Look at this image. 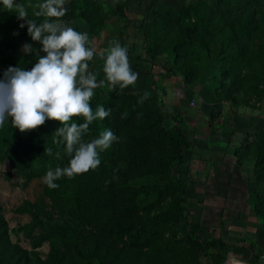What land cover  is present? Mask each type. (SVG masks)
Returning <instances> with one entry per match:
<instances>
[{
  "label": "rangeland",
  "instance_id": "obj_1",
  "mask_svg": "<svg viewBox=\"0 0 264 264\" xmlns=\"http://www.w3.org/2000/svg\"><path fill=\"white\" fill-rule=\"evenodd\" d=\"M82 1L80 15L69 20L71 5ZM44 2L14 0L25 9L26 19L37 24L52 19L87 32L86 46L96 53L87 62L89 71L98 84L104 81L94 89L90 106L93 113L103 106L110 114L94 120L82 140L90 142L106 129L118 140L100 152L96 169L79 174L89 185L85 194L77 195L73 187L53 204L44 194V176L67 167L71 159L66 142L55 133L62 125L47 120L22 133L6 128L9 117L0 127V227L28 253L23 264H36L35 256H68L69 246L92 234L103 242V254L78 264H264V26L254 18L264 0H157L132 21L119 8L122 0H65L67 11L59 18L36 15ZM0 19L13 25L0 30L2 79L10 66L30 70L44 53L25 21ZM142 22L150 31L145 44ZM113 40L128 46L129 62L139 58L145 63L143 69L130 65L139 73L133 85L113 87L105 78L100 54ZM24 44L33 51L26 54ZM247 86L243 100L240 91ZM145 92L150 95L141 103ZM193 97L201 99L195 108L189 105ZM204 107L210 111L197 133L183 119L180 124L170 121L182 111L197 118ZM73 122L85 121L73 117ZM175 129H181L190 147H184ZM196 144H213L219 157H232L231 181L216 172L220 177L214 176L206 188L204 181L189 175L186 155ZM193 189L203 190L202 202L190 200ZM25 201L31 207L19 213ZM199 206L213 210L211 224L199 222L204 213ZM229 211L243 214L238 223L246 224V234L239 230L243 226L229 225ZM195 223L198 233L189 234L188 225ZM187 238H216L222 245L201 249ZM36 239L41 243L34 247ZM238 246L252 248L254 263L236 253Z\"/></svg>",
  "mask_w": 264,
  "mask_h": 264
},
{
  "label": "clouds",
  "instance_id": "obj_2",
  "mask_svg": "<svg viewBox=\"0 0 264 264\" xmlns=\"http://www.w3.org/2000/svg\"><path fill=\"white\" fill-rule=\"evenodd\" d=\"M8 8L19 9L18 18L24 20L31 39L42 47L37 62L30 70L9 67L0 79V127L10 117L11 124L20 132H28L45 124L47 120L58 121L62 126L55 133L66 142V151L71 156L67 167L48 170L44 183L56 189L57 180L96 169L101 160L100 152L107 150L118 138L111 130H104L90 142L82 140L89 125L97 119L103 120L110 114L103 106L95 113L90 106L94 89L103 84L97 82V75L89 71L88 61L94 57L95 49L90 44L87 32H79L61 24L58 20L45 19L37 24L26 19L27 13L14 0H2ZM65 0H45L39 5L37 16L47 18L63 17L67 11ZM21 27H24L22 24ZM22 50L33 51L31 44H24ZM103 73L110 85L124 88L136 83L139 73L134 72L128 59V49L118 40H113L108 49L100 54ZM145 92L140 102L148 98ZM73 117H83L84 123H69ZM50 154V152H49Z\"/></svg>",
  "mask_w": 264,
  "mask_h": 264
},
{
  "label": "trees",
  "instance_id": "obj_3",
  "mask_svg": "<svg viewBox=\"0 0 264 264\" xmlns=\"http://www.w3.org/2000/svg\"><path fill=\"white\" fill-rule=\"evenodd\" d=\"M88 3V2H87ZM14 5H16L14 3ZM89 5H94L92 2ZM85 7V1H82V5L78 4L77 6L71 5L69 10V20L76 19L78 15H80L81 11ZM257 15L254 16L255 20L260 22L262 26H264V8H260L257 12ZM19 9L15 6L13 8H8L2 3L0 0V17H15L18 18ZM85 16L82 15L83 19H85L86 23L90 25V19L87 18V14L84 13ZM19 19V18H18ZM28 19V18H27ZM21 20V19H20ZM24 21V20H23ZM92 25V24H91ZM90 25V27H91ZM141 27L143 28V44L147 43L149 37V26L147 23L142 22ZM13 29V25L5 24L3 20L0 19V30L7 31ZM1 75V72H0ZM240 89L239 87H237ZM240 93L242 94L243 100H246L248 96V86L244 87ZM170 121L174 122V124L182 123L181 116L172 117ZM11 118L6 123V128H11ZM177 134L182 140L185 148L190 147L189 143L186 141V136L182 135L183 133L181 129H175L173 131ZM7 142L4 143L6 146ZM1 155V154H0ZM13 167V166H12ZM56 183L59 185L56 189H50L44 183V194L45 196L53 203L58 204L69 192L71 188H76V194L81 196L86 193L89 185H84L82 178L79 175L74 176L73 178L62 177L57 180ZM28 207H31L30 202L25 201L23 205L17 209L19 213L28 211ZM199 225L195 223L194 225H188L189 234L198 233ZM28 228V226H24L23 229ZM29 235V234H28ZM188 243L196 244L197 246H202L201 249L221 246L222 242L219 239L212 238L209 241L199 242L197 240H190L187 238ZM41 243V240H35L33 246L37 247ZM105 247L103 242L97 237V235H89L82 240V243L72 244L69 246V255L68 256H57V257H49L47 260H41L37 256H35L36 264H78L79 261H88V256H102ZM106 251V250H105ZM237 254L244 255L247 260L254 263V259L252 257V248H246L244 246L237 247ZM28 253L25 250L19 248V246L12 244L8 238L6 230L0 227V264H23L24 261L27 260Z\"/></svg>",
  "mask_w": 264,
  "mask_h": 264
},
{
  "label": "crops",
  "instance_id": "obj_4",
  "mask_svg": "<svg viewBox=\"0 0 264 264\" xmlns=\"http://www.w3.org/2000/svg\"><path fill=\"white\" fill-rule=\"evenodd\" d=\"M154 1H157V0H122L121 3L123 5L119 6V8H123L124 10H126L127 15H128L127 19L129 21H132L136 17L144 15L147 10L150 11V8L153 7ZM137 48L141 49L140 47H137ZM130 55L132 56L133 54H130ZM129 63H130L131 66H134V67H137V68H140V69H143V67L145 66V63L143 61H141V59H139V58H137L135 60L133 59ZM202 109H203L204 112L201 111L199 113V115L197 116V118H194L193 115L188 116L183 111H182V114H181V118L183 119V122L190 129H193V131H196V133L198 132L197 128L199 127L201 120H203V117H204L203 115H207L209 113V111H210L209 107H204ZM192 136L194 137L195 135L192 134ZM194 139H198L197 141H199L200 138L199 137L196 138V136H195ZM212 145H210V144H205V145L196 144L193 147H191L190 150L187 152L188 156L186 155V158L188 160H187V162L185 164V168L189 172V175H192L193 179L196 178L199 181L200 180L204 181L205 184H206V188L208 187L207 183L208 182L210 183V181L212 183L213 182V180H212L213 177L217 176V175H215L216 172L218 174H219V172H223L221 174V177H222V179H224L225 176H228L229 170L234 167V163H233L232 157L230 156V157H227V158H225V157L222 158V155H221V157H219V155H217L214 152ZM224 149L225 150L223 151V153L226 152V146L224 147ZM222 167H224V168H222ZM217 177H220V176H217ZM228 178H230V181H231L232 177L228 176ZM218 179L219 178H217V180ZM230 183H233V181L230 182ZM197 184H199V183H197ZM229 186L232 187V185H229ZM202 191L203 190H199L198 191L197 189L196 190L193 189L191 191L192 199H190V200H193V201H196V202L197 201L202 202V198H203L202 197V194H203ZM241 200H242V198H241ZM200 208L204 211V213L203 214H202V212L200 213L199 222L202 225L211 224L214 221V217H215L213 210L205 208L203 206L200 207ZM195 209L199 210L198 207H196ZM206 213L208 215H206ZM227 213L230 214L231 217L233 216L232 217L233 219L229 220V225H231V226H241V227L243 226V228H241L239 230H241V231L245 230L244 233L246 234L248 232L246 230V224H243L241 222L238 223V221L244 220V218L242 217L243 214L240 213V211H237V212H234V213H231L229 211ZM244 214H246V213H244Z\"/></svg>",
  "mask_w": 264,
  "mask_h": 264
},
{
  "label": "built area",
  "instance_id": "obj_5",
  "mask_svg": "<svg viewBox=\"0 0 264 264\" xmlns=\"http://www.w3.org/2000/svg\"><path fill=\"white\" fill-rule=\"evenodd\" d=\"M199 102H201V99L200 98L193 97V98H191L189 105H190V107L195 108V107H197L199 105Z\"/></svg>",
  "mask_w": 264,
  "mask_h": 264
},
{
  "label": "bare ground",
  "instance_id": "obj_6",
  "mask_svg": "<svg viewBox=\"0 0 264 264\" xmlns=\"http://www.w3.org/2000/svg\"><path fill=\"white\" fill-rule=\"evenodd\" d=\"M230 261H232V259ZM228 264H238V263H230V262H228Z\"/></svg>",
  "mask_w": 264,
  "mask_h": 264
},
{
  "label": "water",
  "instance_id": "obj_7",
  "mask_svg": "<svg viewBox=\"0 0 264 264\" xmlns=\"http://www.w3.org/2000/svg\"><path fill=\"white\" fill-rule=\"evenodd\" d=\"M234 256H236L235 254H234ZM226 264H228V263H226ZM239 264V263H238Z\"/></svg>",
  "mask_w": 264,
  "mask_h": 264
}]
</instances>
